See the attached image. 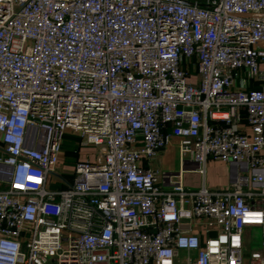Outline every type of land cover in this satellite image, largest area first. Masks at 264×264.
<instances>
[{
	"label": "built area",
	"instance_id": "1",
	"mask_svg": "<svg viewBox=\"0 0 264 264\" xmlns=\"http://www.w3.org/2000/svg\"><path fill=\"white\" fill-rule=\"evenodd\" d=\"M0 133V264H264V0H0Z\"/></svg>",
	"mask_w": 264,
	"mask_h": 264
},
{
	"label": "crops",
	"instance_id": "2",
	"mask_svg": "<svg viewBox=\"0 0 264 264\" xmlns=\"http://www.w3.org/2000/svg\"><path fill=\"white\" fill-rule=\"evenodd\" d=\"M252 85L258 86V83L253 82ZM178 143L179 138L173 137L167 147L162 150L151 163H147V166L154 167L155 169H167L173 172H179L182 170L183 183L189 188H200L206 186L211 189H220L228 187L233 170L230 164L222 161H209L206 164L205 173L202 174L198 171V162L184 159L180 156ZM3 149V136L0 133V153ZM75 153L77 154L67 155L66 150L63 148L61 152V161H63L64 157L67 156L76 162L78 159H85L86 154H88L86 152V154H83L84 151H82V149ZM6 186V183L0 182V188H6ZM254 230L257 232L256 228H254ZM191 254L193 257L196 255L195 252H192Z\"/></svg>",
	"mask_w": 264,
	"mask_h": 264
},
{
	"label": "rangeland",
	"instance_id": "3",
	"mask_svg": "<svg viewBox=\"0 0 264 264\" xmlns=\"http://www.w3.org/2000/svg\"><path fill=\"white\" fill-rule=\"evenodd\" d=\"M193 80L196 81L197 78L194 77ZM66 143L72 144L73 146L79 145V142L76 139H71V138H66ZM81 149H82V151H84L83 154H86V153L94 154L97 150V147H85V148H81ZM210 161H215V160H210ZM74 163H75V161L73 159L65 156L63 161L60 162V164L58 166V170L60 172H63V173L64 172L65 173H72V171L74 169ZM49 187L59 188V187H62V183H58L57 185H52ZM256 230H257V232H255L254 228H251V229L247 228L246 229V233L248 234V236H247L246 241H245L244 251L247 254H249L254 249L260 248V245H261L260 231L258 228H256ZM250 232H252V234H250ZM253 234H255V235L253 236Z\"/></svg>",
	"mask_w": 264,
	"mask_h": 264
},
{
	"label": "trees",
	"instance_id": "4",
	"mask_svg": "<svg viewBox=\"0 0 264 264\" xmlns=\"http://www.w3.org/2000/svg\"><path fill=\"white\" fill-rule=\"evenodd\" d=\"M66 138H71V139H76L77 140V137H75L74 135H70V134H68L66 136ZM63 148L66 150L67 155L77 154L75 152H78V150L80 149V145L73 146L72 144L66 143V140H65Z\"/></svg>",
	"mask_w": 264,
	"mask_h": 264
}]
</instances>
